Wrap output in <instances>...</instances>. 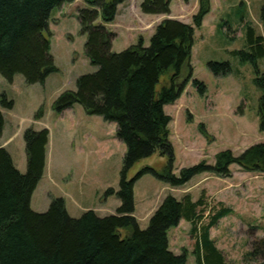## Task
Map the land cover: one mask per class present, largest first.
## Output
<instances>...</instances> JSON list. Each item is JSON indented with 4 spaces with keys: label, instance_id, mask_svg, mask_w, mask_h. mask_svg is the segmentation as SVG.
Wrapping results in <instances>:
<instances>
[{
    "label": "trees",
    "instance_id": "1",
    "mask_svg": "<svg viewBox=\"0 0 264 264\" xmlns=\"http://www.w3.org/2000/svg\"><path fill=\"white\" fill-rule=\"evenodd\" d=\"M75 0H0V75L12 82L22 75L27 85L44 84L57 72L51 56L49 33L51 13ZM127 0H84L90 9L78 11L81 34L86 37L84 51L89 63L97 68L94 74L81 76L76 91L63 92L54 102L57 113L80 105L90 116H99L115 123L116 137L126 146L120 173L119 190L108 189L106 195L116 194L120 201L114 215L104 218L87 211L79 219L71 218L62 199H52L48 210H31V197L39 184L46 166L47 130L28 129L23 136L26 172L21 174L13 165L9 153L0 146V264H187V255L172 253L167 233L181 220L192 226L198 264H227L223 253L210 239V230L230 209L221 207L209 218L206 226H199L205 204L202 199L193 202L186 195L181 201L166 197L153 213L145 230H140L134 218L133 190L145 174L170 186L180 188L195 176L211 174L230 177V167L236 165L247 173L264 174V144L248 148L239 157L230 151L216 155L213 165L201 162L181 169L173 175V148L169 142L170 117L164 107L175 103L185 86L192 81L200 95L205 86L192 79L190 65L195 29L202 26L210 13V0H198V11L193 25L173 20L162 21L150 38L149 46L142 41L127 50L112 52L115 35L104 25L114 22L117 9ZM172 0H143L140 12L147 16L167 15ZM187 2L188 0H184ZM100 19L103 25H97ZM264 31V6L261 12ZM247 52H236L242 61L255 68V86L260 91L259 117L264 129V73L260 74L256 60L264 58V34L257 35L247 27ZM215 76L231 71L227 63L208 64ZM157 87H160L157 89ZM1 104L12 109L13 103L1 96ZM40 110L35 117L41 119ZM4 119L0 113V137ZM203 135L207 136L203 126ZM158 152L167 159V167L158 173L145 168L136 177L128 173L142 159ZM121 231H126L125 235ZM263 242L253 243L245 255L252 262L262 252ZM264 248V246H263Z\"/></svg>",
    "mask_w": 264,
    "mask_h": 264
},
{
    "label": "rangeland",
    "instance_id": "2",
    "mask_svg": "<svg viewBox=\"0 0 264 264\" xmlns=\"http://www.w3.org/2000/svg\"><path fill=\"white\" fill-rule=\"evenodd\" d=\"M142 1L127 0L117 9L114 22L104 25L115 35L112 43L115 53L139 41L148 47L156 27L164 20L192 26V18L198 11V0H172L169 14L147 16L140 12ZM210 4V13L201 28L195 29L190 58L192 79L201 82L206 92L200 95L189 81L179 99L164 107V113L171 119L168 129L175 176L181 169L201 162L213 165L221 152L230 151L239 157L248 148L264 144L259 117L261 93L254 83L255 68L235 54L251 53L247 27L253 28L257 35L264 34L261 26L264 0H210ZM90 8L84 0H75L51 13L48 28L51 36L48 33L45 36L50 40V53L58 71L44 84L27 85L19 74L9 82L0 75V99L4 95L7 102L13 103L12 109H7L0 100L4 119L0 144L21 174L26 172L24 133L30 128L49 132L46 166L31 197L32 208L46 212L52 199H62L68 215L74 219L87 211L100 218L115 214L120 201L116 194L107 196L106 192L119 190L126 153L125 144L116 137L115 123L87 115L78 104L62 113L53 109L63 92L76 91L79 77L97 71L86 58V37L81 34L78 22V11ZM96 24L103 25L100 19ZM211 62L229 64L230 73L215 76L208 68ZM256 67L260 74L264 73V58L256 60ZM40 110L42 117L36 120ZM201 126L207 136L201 132ZM167 163L156 152L137 162L130 169L128 179L145 168L161 173ZM229 170V178L201 174L180 188H171L152 174L143 175L133 190V216L139 229L148 227L149 219L166 197L181 201L188 195L193 202L202 199L205 204L203 218L198 223L201 227L208 224L220 205L230 209V214L210 230V239L227 264H264V255L252 262L244 260L253 243H264V174L243 172L236 165ZM191 230V224L185 220L171 228L167 233L169 249L176 255L185 251L187 264H198ZM125 232L121 234L124 236ZM261 246L264 253V245Z\"/></svg>",
    "mask_w": 264,
    "mask_h": 264
},
{
    "label": "crops",
    "instance_id": "3",
    "mask_svg": "<svg viewBox=\"0 0 264 264\" xmlns=\"http://www.w3.org/2000/svg\"><path fill=\"white\" fill-rule=\"evenodd\" d=\"M120 9V6L118 8V10ZM112 51L114 52V47H113V44H112ZM1 147H3V145L0 144ZM43 177V176H42ZM42 179V178H41ZM41 181V180H40ZM31 208H32V198H31ZM36 213H44V212H38L36 211L34 208H32Z\"/></svg>",
    "mask_w": 264,
    "mask_h": 264
}]
</instances>
